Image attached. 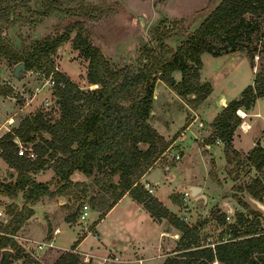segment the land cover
Returning <instances> with one entry per match:
<instances>
[{"label":"trees","instance_id":"1","mask_svg":"<svg viewBox=\"0 0 264 264\" xmlns=\"http://www.w3.org/2000/svg\"><path fill=\"white\" fill-rule=\"evenodd\" d=\"M66 2L68 0H35L37 19H31V24H40L47 16L64 19L69 11L64 7ZM20 8L31 10L29 0H0V21L16 23V12ZM263 13L264 0H222L176 50L164 43V34L158 33L157 45L146 51L142 58L145 62L135 73L128 68L114 69L101 51L78 32L74 46L88 60V82L96 85L86 91L49 63L58 46L69 39V33L35 41L33 52L27 55L14 53L0 34L1 55L15 59V64L23 62L27 71L47 67V75L53 72L57 77L54 79L60 109V117L54 121L43 119L41 113L30 115L0 137V157L18 172L15 181H0V195L14 198L22 192L25 202L34 204L44 196L66 195L72 184L70 177L75 171L85 176L103 171L108 178L119 176L116 186L109 179V186L120 189L116 200L128 192L134 200L145 204L154 219H167L182 233V239H196L198 225L189 226L139 182L167 145L147 123L153 112L155 85L157 80H161L177 95L194 96L192 102L200 104L212 92L209 83L200 82L202 55L208 53L217 57L244 49L253 59L258 51L260 25L249 18ZM177 72L181 74L179 82L173 75ZM262 97L264 67L255 74L253 83L242 90L240 97L229 102L211 123L213 138L208 142L218 139L225 145L228 163L239 158L232 143L233 134L242 121L237 112L250 110ZM44 133L49 137H44ZM16 140L32 144L38 158L29 160L18 155ZM140 144H146L147 148L141 149ZM50 162L62 182L58 191H51L48 183L38 182L32 177V174L49 168ZM236 162H246L257 171H264V147L257 143L244 155L243 161ZM244 190L261 201L264 183L257 177ZM14 218L15 215L0 226V264H14V247H17L16 258L22 259V264H43L13 239L17 228L11 227L17 220ZM218 221L225 224L224 219ZM229 228L232 236L227 241L221 240L214 247L196 245L193 249L184 248L163 264H264V228L259 214L252 212L249 219L240 213ZM5 250L10 252L5 254ZM78 258L74 253H67L57 264H76Z\"/></svg>","mask_w":264,"mask_h":264},{"label":"rangeland","instance_id":"2","mask_svg":"<svg viewBox=\"0 0 264 264\" xmlns=\"http://www.w3.org/2000/svg\"><path fill=\"white\" fill-rule=\"evenodd\" d=\"M221 1L68 0L64 7L69 11L64 19L47 16L43 18L42 23L33 25L30 22L31 19H37L34 7L35 0H29L31 10L18 9L16 23L0 21V34L14 53L27 55L33 52L35 41L57 38L69 33V39L58 46L55 53L49 58V63L54 66L56 71L62 73L76 86L86 91L95 88L96 85H90L88 82V60L74 46V39L77 38L78 32H80L82 38L88 39L91 45L101 51L104 58L114 69L128 68L135 73L145 62V59L142 58L146 51L157 45L158 33L164 34V43L171 49L176 50ZM249 19H255L260 25V36L257 42L258 51L253 59L247 55L244 49L224 53L217 57L208 53L202 55L203 65L200 70V82L211 83L213 93L209 98V103H213L215 100L216 103H219L218 107L221 111L225 107V103L228 104L240 97L242 90L253 83L255 74L264 67V13L259 17L254 16ZM15 65V59L0 54V98L7 100L5 101L6 105L10 107L8 112L11 115L15 114L14 119L17 125L25 117L37 115L38 113L44 115L43 119L50 121L58 119L60 109L56 96L57 86H51L48 83L51 77L55 79L57 77L53 72L47 75V67H43L42 69L29 70V73L26 72L27 74L25 73L23 78L18 79L13 75ZM173 75L175 80L179 82L181 74L177 72ZM10 83L14 86H11ZM192 98L194 96L181 97L177 95L172 88L161 80H157L154 90L153 112L150 119L147 120V123L163 137L167 144L165 150L155 162L163 170L169 165L179 166L181 162L186 164L180 175V182L203 175L205 161L200 156H205V142L212 140V138L205 140L203 133H201L205 130V122L211 118L208 113L210 109L208 108L206 116L205 113L203 114L205 106L201 107L204 105L205 100L196 105L192 102ZM219 99H224L225 102L220 103L218 102ZM28 101L30 103L26 105ZM260 105L264 107V100L260 102ZM21 106L23 109L19 110ZM2 118L1 120H3ZM247 118L245 117L244 120H247ZM193 120L195 124L192 125L191 130L186 131V127ZM241 120L242 124L244 120L242 118ZM194 129L199 131L195 136L191 135ZM43 136L49 137L45 133ZM177 140L179 144H174L170 148V144ZM26 146L33 149L32 144H26ZM139 147L146 149L147 145L140 144ZM237 152L239 158L227 163L221 175L226 180L231 181V189L237 193V197L241 196L247 199L248 193L244 188L258 177V172H255L256 170L246 162H236L240 159L243 161L245 155L244 152ZM176 154L180 156L179 159L175 158ZM214 160L215 158L210 160V175L215 179L218 174ZM36 174L37 176L32 174V177L38 182L48 183L51 191H58L62 186V182L55 174L52 162L49 163V168ZM17 176L18 172L15 169H10V166L4 171H0V181H15ZM260 177L264 182L263 173L259 174L258 178ZM70 178L72 184L67 188L66 195L57 193L53 197L44 196L34 204H27L22 192L14 198L0 195V226L4 225L5 219L9 221L15 215L14 219L17 220L11 225V227L13 225L17 226L13 239L27 253L29 251H35L36 253L39 244L50 241L54 237V231L59 226L63 228L61 233L55 237L53 247L48 249L46 245L43 247L45 249L37 251L36 254L34 253L35 257L44 264H57L60 258L67 253L73 254L77 251L76 246L79 240L88 231L95 233L93 230L95 221L102 215L101 213L106 212L107 208L116 201L120 194V189L109 186L110 180L112 185H118V175L108 178L106 172L101 171L95 172L91 176H85L81 172L75 171ZM164 187V185L155 187L163 197H165L168 189L167 186ZM176 190H182V186L179 185ZM182 191L181 194H175L173 198L179 203L181 209L185 207L184 203L188 204L190 209L188 216L193 219H189L186 223L189 226L198 225L199 236L196 240L194 238L188 240L186 237L182 239V233L179 232L180 240H175V243L169 247L172 252L176 250L173 255L187 247L189 249H193L196 245H199V247H214L220 240L224 241L230 230L229 220L224 219L225 224L222 225L218 219H210L220 216V213H218L220 209L213 207L206 215L203 212L205 205L197 203L195 206L191 197L186 202L182 199L185 190ZM87 204L89 205L87 211L90 210V215L81 218L82 210L84 211L83 207ZM128 204L129 200H124L116 211L107 216L108 218L103 224L104 230L109 232L108 242L111 244V249L120 246L117 239H115V231L119 225L124 223L127 215H130L124 212L128 211L125 210L129 206ZM34 205H36L35 208H33ZM244 205L248 212L249 209H252L247 205V202H244ZM195 208L198 209V212ZM172 209L176 210L174 207ZM45 214L48 215L47 218ZM258 214L261 226L264 228V217L261 212ZM205 215H209L210 218ZM63 219L72 222L75 226L77 231L75 236L65 229V223H61ZM81 219L87 220L83 221ZM140 219L143 218L140 217ZM94 239L93 236H89L82 244L81 249L92 250L93 261L98 264L99 261L103 260L107 249L92 247L95 242ZM12 251L14 264H22V259L16 258L18 256L17 247L12 248ZM76 264L87 263L78 258ZM104 264L113 263L107 261Z\"/></svg>","mask_w":264,"mask_h":264},{"label":"crops","instance_id":"3","mask_svg":"<svg viewBox=\"0 0 264 264\" xmlns=\"http://www.w3.org/2000/svg\"><path fill=\"white\" fill-rule=\"evenodd\" d=\"M27 73H29V71H27ZM209 84L211 83L209 82ZM10 85L12 86L13 84L10 83ZM212 93L213 87L211 94L205 99L204 105L201 106H205V111L203 112V114L205 113L206 115L209 108L210 110H208V113L211 116V118L207 122H205V130L201 131L205 140H207L208 138H213L211 123L219 114V111L221 112V109H219L218 107L219 103H216L215 100L213 101V103H209V98H211ZM21 95L24 96L23 93H21ZM262 100H264V97L257 99L255 105L249 111H243L241 109L240 112L243 115L238 113L243 120L245 119V117H248L247 120H244L242 124L237 127L233 134V148L239 152H244L245 154H247L257 145V143L264 147V107L260 105V102ZM5 101L7 100L0 98V137L9 132L14 126H17V123L14 119L15 114L13 113L11 115V113L8 112L10 107L6 105L7 103ZM218 102H225V100L219 99ZM29 103L30 101H28L26 105H28ZM22 109L23 108L21 106L19 110ZM1 118L3 120H1ZM194 124L195 121L193 120V122L186 127V131L191 130L192 125ZM196 133H199V131L197 129H194L192 130L191 135L195 136ZM177 142L178 140L174 141L170 144L169 147L171 148L172 145L179 144ZM218 148L220 149L218 150ZM224 151L225 146L218 139H216L212 143H209L208 141L205 142V156H200V158L205 161V170L201 177H193L190 180H184L180 182V175L182 174L183 168H185L186 164L181 162L179 163V166L169 165L166 166L163 170L158 165V163L155 162V164L151 166L149 170L145 172V174H143V176L139 179V182L144 187L146 184H149L153 188L152 196L155 197L169 211L177 214V217H179L180 219H186V222H188L189 219H193L192 217L188 216V211H190L188 204L184 203L185 207L181 209L179 203L174 200L173 197L175 196V194H181L183 192L182 190L186 191L187 187L191 185H198L202 187V192L207 197V203L203 209V212L206 215L213 207H218L220 209V211L218 212L220 213V216L218 217L210 218L209 215H205L210 219H226V216H229V225H233L235 223L237 215L240 213H244L249 219H251L252 217V212H261L264 217V209L263 207H260V205L264 206V196L262 197L261 201L254 199L249 193L247 194V199L242 198L240 195V197H237V193L233 192L231 189V181L226 180L225 177L221 175V173L223 172L222 170H225V166L228 163ZM212 158H215L214 161L217 167L218 175L215 179L210 175V160ZM0 162H2L0 165L2 166V168H0V171H4L6 168H9V165L1 157ZM251 167L256 170L253 166ZM10 169L13 168L10 167ZM255 172H258V177L260 173L264 174V171L260 172L256 170ZM35 175L37 176V174ZM260 179L262 180L261 177ZM158 185H164V188H166L167 186L168 189L166 190L167 192L165 194V197H163V195L159 193V190L155 188ZM179 185L182 186V190H176ZM188 198L190 197L182 199L187 202L188 200H190ZM126 199L129 200V206L125 209L128 211L124 212L130 215H127V218L124 219V223L119 225V227L115 231V239H117V242H119L120 244L119 248L111 249V244H109L108 242L109 232L108 230H104L103 224L106 222L108 218L107 216L116 211L117 208ZM244 202H247V205L252 208L249 209V212L247 211L248 209L246 210V206L243 204ZM194 203L196 206L197 203L195 201ZM88 206L89 205L87 204V207ZM35 207L36 205L33 206V208ZM172 207H174L176 210H173ZM83 212L84 211L82 210V213ZM196 212H198V209H196ZM101 214L102 215L99 216L97 220L95 219L96 221L93 226V230L95 233H93L92 231H88V233L79 240L76 246V253L73 252L75 254H78L79 259L83 260V262H86L87 264H96L93 261L92 250L81 249L82 244L89 236H93L95 238V242L93 243L92 247L96 249H107L103 260L101 262L99 261L98 264H104L107 263V261L113 264H163L167 258L173 257L181 252L179 251L178 253L173 255L176 250L172 252L169 248L172 244L175 243V240H180V231L171 226V223L165 218H161V220L154 219L144 203H140L134 200L128 192H126L118 200H116L112 204L111 208L108 207L106 212H103ZM89 215L90 210L88 211L87 217H89ZM45 216L47 218L48 215L45 214ZM140 217H142L143 219H140ZM81 220L84 221L87 219ZM7 221L8 220L5 219L4 223H7ZM47 221H49V219H47ZM61 223H65V229L69 230V232H71L73 236L77 234L75 226H73L72 222H68L66 221V219H63ZM62 229L63 228L59 226V228L54 231V237L50 240L53 245L56 240L55 237L57 236V234L61 233ZM231 236L232 234L229 230L228 235L226 234L227 238H225L224 241H227ZM189 240H191V238H189ZM43 249L45 248L38 249L37 246L36 250L40 251Z\"/></svg>","mask_w":264,"mask_h":264},{"label":"built area","instance_id":"4","mask_svg":"<svg viewBox=\"0 0 264 264\" xmlns=\"http://www.w3.org/2000/svg\"><path fill=\"white\" fill-rule=\"evenodd\" d=\"M48 83L51 85V86H56L57 83H56V80L51 77L49 80H48ZM59 86H63L62 83H59ZM16 143H18V155H21V156H25L27 159L29 160H36L38 158V154L31 148L27 147L26 144H23V143H20L19 140H16ZM175 158L176 159H179L180 156L178 154L175 155ZM149 194H153V188L149 185V184H146L145 187H144ZM184 196H183V199L187 198V197H190L189 193L187 191H185L184 193ZM87 205H84L83 209H84V212L82 213L81 215V218H86V216H88V211H87ZM229 216H226V219L229 220ZM183 221L186 222V219H183ZM47 245L46 248H50V247H53V243L51 241H48L47 243H42V244H39L38 245V249H42L43 247H45ZM30 255L32 257H34L35 259H37V257H35V251L34 252H30ZM35 253V254H34Z\"/></svg>","mask_w":264,"mask_h":264},{"label":"water","instance_id":"5","mask_svg":"<svg viewBox=\"0 0 264 264\" xmlns=\"http://www.w3.org/2000/svg\"><path fill=\"white\" fill-rule=\"evenodd\" d=\"M27 72L26 66L23 62L17 63L14 68H13V75L14 77L21 79L23 78L24 74ZM227 104H225V107ZM187 192L189 193L190 197L194 199L196 203H199L200 205H206L207 203V197L206 195L202 192V187L198 185H191L188 186ZM260 205V204H259ZM260 207L264 206L260 205ZM10 250H5L4 253L8 254Z\"/></svg>","mask_w":264,"mask_h":264},{"label":"bare ground","instance_id":"6","mask_svg":"<svg viewBox=\"0 0 264 264\" xmlns=\"http://www.w3.org/2000/svg\"><path fill=\"white\" fill-rule=\"evenodd\" d=\"M238 113H239V114H241V112H240V111H239ZM241 115H243V114H241ZM242 117H243V116H242Z\"/></svg>","mask_w":264,"mask_h":264}]
</instances>
